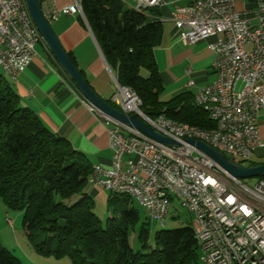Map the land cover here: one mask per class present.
<instances>
[{"label": "built area", "instance_id": "obj_1", "mask_svg": "<svg viewBox=\"0 0 264 264\" xmlns=\"http://www.w3.org/2000/svg\"><path fill=\"white\" fill-rule=\"evenodd\" d=\"M237 0L172 2L171 21L184 45L214 37V78L193 98L212 110L213 134L188 135L178 121L163 115L149 118L136 113L137 95L116 83L111 104L126 115L136 113L162 136L163 143L104 114L85 97L81 102L106 125L110 166L98 164L94 186L112 194L119 184L137 181L138 205L148 209L151 221L164 226L170 201H182L192 224L202 235L200 254L207 264H264V177L247 185L223 170L212 158L186 139L202 141L243 166L262 148L257 124L264 109V5L238 11ZM163 0H135L138 11L165 5ZM83 13L80 0L43 12L48 22L59 14ZM246 14L250 15L247 16ZM43 41L24 0H0V63L16 81L29 64L35 45ZM187 85H193L189 80ZM191 125V124H190ZM185 166V173H178ZM171 217H175L171 214ZM8 223V216H6Z\"/></svg>", "mask_w": 264, "mask_h": 264}, {"label": "trees", "instance_id": "obj_2", "mask_svg": "<svg viewBox=\"0 0 264 264\" xmlns=\"http://www.w3.org/2000/svg\"><path fill=\"white\" fill-rule=\"evenodd\" d=\"M80 6L117 84L137 95L146 116L215 126L194 104L193 92L181 90L167 100L160 97L164 86L154 58L163 34L158 7L138 11L123 0H80ZM261 163L249 160L247 166ZM90 173L87 157L24 106L0 73V198L8 209L22 212L23 230L37 254L67 258L68 264H200L191 225L162 227L150 245L142 222L140 247L133 250L128 230L138 213L130 197L108 193L106 204L112 209L100 219L87 190ZM0 264L22 262L0 247Z\"/></svg>", "mask_w": 264, "mask_h": 264}, {"label": "crops", "instance_id": "obj_3", "mask_svg": "<svg viewBox=\"0 0 264 264\" xmlns=\"http://www.w3.org/2000/svg\"><path fill=\"white\" fill-rule=\"evenodd\" d=\"M133 7L135 0H123ZM158 7L163 34L160 45L154 49V58L159 76L167 93L176 94L185 90L189 80L193 81V93L211 82L213 54L208 45L214 37L184 45L179 40V30L171 21L174 2L184 5L186 0H163ZM73 0H41L42 13L52 8L70 5ZM255 3L238 0V11L253 10ZM247 16H250L246 14ZM59 42L69 52L92 90L108 100L116 89L114 73L106 63L89 25L80 14L61 13L49 22ZM2 73V71H1ZM3 74V73H2ZM19 96L21 103L31 109L52 131L69 140L71 145L83 153L90 164L110 166L111 150L108 146L106 125L100 123L81 102L84 98L73 85L51 55L44 41L34 47V54L16 81L3 74ZM259 133L264 142V109L257 120ZM264 161V145L256 152ZM87 190L95 202L106 204L108 192L88 183Z\"/></svg>", "mask_w": 264, "mask_h": 264}, {"label": "water", "instance_id": "obj_4", "mask_svg": "<svg viewBox=\"0 0 264 264\" xmlns=\"http://www.w3.org/2000/svg\"><path fill=\"white\" fill-rule=\"evenodd\" d=\"M27 7L30 18L38 30L39 34L43 38L48 50L53 58L56 60L61 69L72 80L73 85L87 100L96 105L104 114L118 121L119 123L131 126L143 134L158 140L163 143H175L173 139L162 136L146 123L142 118H139L136 113L126 115L123 112L117 110L113 105L108 103L105 99L98 96L92 88L86 83L79 70L70 60L67 52L62 47L56 34L52 30L50 23L46 20L42 13L41 0H24ZM186 142L196 149L200 150L210 158H212L223 170L228 172L234 177H253L264 174V163L240 166L228 157L225 156L218 149L198 140L186 139Z\"/></svg>", "mask_w": 264, "mask_h": 264}, {"label": "rangeland", "instance_id": "obj_5", "mask_svg": "<svg viewBox=\"0 0 264 264\" xmlns=\"http://www.w3.org/2000/svg\"><path fill=\"white\" fill-rule=\"evenodd\" d=\"M238 1V0H237ZM246 1L247 0H242ZM1 73V69H0ZM168 89H164L160 95L162 100H167L173 94L167 93ZM185 90L193 92L192 87H186ZM261 157L257 156V153H253L250 161H260ZM244 167L248 165V162L242 163ZM259 176L253 177H238L239 180L247 185H253L258 181ZM131 205L137 210L138 219L134 223V226L128 230V242L133 250H137L140 247L138 231L142 222H145L148 243L153 245V235L155 231L161 229L162 227L158 222L149 221L146 216L145 210L137 204V202L131 199ZM112 205L109 207L107 204H102L97 202L94 207V212L100 219H104L109 212H111ZM175 214V217H171V214ZM6 216H9L11 223L6 222ZM192 215L187 209L181 205L176 199L171 201L170 212L164 220L165 226L163 228H175L181 226L191 225ZM0 247H4L11 251L22 264H68L69 260L55 259L53 257H44L37 254L31 242L28 240L23 227H22V212L19 210L8 209L0 198ZM201 264V263H200Z\"/></svg>", "mask_w": 264, "mask_h": 264}, {"label": "bare ground", "instance_id": "obj_6", "mask_svg": "<svg viewBox=\"0 0 264 264\" xmlns=\"http://www.w3.org/2000/svg\"><path fill=\"white\" fill-rule=\"evenodd\" d=\"M208 1H219V0H208ZM259 4L264 5V0H256L255 1V5H259ZM0 69H1L3 74L7 75L8 77H10V79H12V76L8 72V70L2 69L1 63H0ZM193 102L197 106L201 107L207 113L209 118H212V110H210L209 108L203 107V105H200L199 99L193 98ZM136 113H143L140 110L139 106H136ZM166 119H169V118H166ZM178 125H180L181 129H186V134H188V135H200V133L213 134V131L215 130V126L213 128H202V127H198L196 125H192V124L190 125L189 123L179 122V121H178ZM236 164H238V163H236ZM178 173H185V166H178ZM98 175H99L98 164L97 163L91 164V173L88 176V180H87L88 183L90 185L94 186L95 180L97 179ZM128 187L129 188H127V184H119V188H113L112 189V194H125V195L129 196L130 198H132L133 200H135L138 204L137 193L135 190H133V189H137V181L136 180H128ZM178 202L181 205H183L182 201H178ZM170 205H171V201H170ZM185 208L187 209L188 212L191 213V211L189 210L188 207H185ZM144 210H145L146 216L148 217L149 221H151L150 217H149L148 209H144ZM174 216H176V215L174 214ZM6 222H7V220H6ZM8 223H11V219L9 218V216H8ZM164 226H165V224H164ZM164 226H161V227H164ZM191 230H192V235L198 244L199 261L201 264H207V263H203L202 255L200 254V250H201V246H202V235L199 233V231H197V227L194 224H192V221H191Z\"/></svg>", "mask_w": 264, "mask_h": 264}]
</instances>
